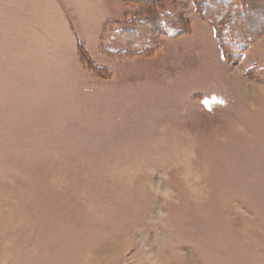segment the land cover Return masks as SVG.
Wrapping results in <instances>:
<instances>
[{
    "label": "rangeland",
    "instance_id": "1",
    "mask_svg": "<svg viewBox=\"0 0 264 264\" xmlns=\"http://www.w3.org/2000/svg\"><path fill=\"white\" fill-rule=\"evenodd\" d=\"M203 1L0 0V264H264V1Z\"/></svg>",
    "mask_w": 264,
    "mask_h": 264
},
{
    "label": "trees",
    "instance_id": "2",
    "mask_svg": "<svg viewBox=\"0 0 264 264\" xmlns=\"http://www.w3.org/2000/svg\"><path fill=\"white\" fill-rule=\"evenodd\" d=\"M206 0H204L203 2H205ZM262 1L264 0H246V4H248L249 8H255L256 5H260L262 3ZM236 9L233 13L234 16V26L229 25V27L224 30L223 32H220L219 30L216 33V37L219 40L220 44H221V50L223 51V53H225L226 56H228V53H230L231 50L235 51L229 44V40L230 41H234L235 38H237V34H241L243 35V44H247L250 40V38H252L253 36H255L256 34L259 33V29L256 28L255 30L249 31L247 33H242L243 32V26H242V19L247 20V15L246 17L244 16V14H242V9L245 6V2L243 0H236ZM212 5L213 2H212ZM202 7V6H201ZM203 7L205 8V16H207L212 22H220V24H222L223 21H226L225 18V13L222 10H213L211 9L209 2H206ZM242 26V27H241ZM249 26V25H248ZM224 29V28H223ZM251 29V28H250Z\"/></svg>",
    "mask_w": 264,
    "mask_h": 264
},
{
    "label": "snow or ice",
    "instance_id": "3",
    "mask_svg": "<svg viewBox=\"0 0 264 264\" xmlns=\"http://www.w3.org/2000/svg\"><path fill=\"white\" fill-rule=\"evenodd\" d=\"M220 103H223V101H220Z\"/></svg>",
    "mask_w": 264,
    "mask_h": 264
}]
</instances>
